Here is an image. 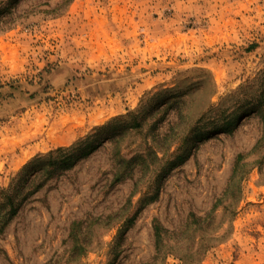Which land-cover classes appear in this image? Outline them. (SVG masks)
I'll use <instances>...</instances> for the list:
<instances>
[{"label": "rangeland", "instance_id": "rangeland-1", "mask_svg": "<svg viewBox=\"0 0 264 264\" xmlns=\"http://www.w3.org/2000/svg\"><path fill=\"white\" fill-rule=\"evenodd\" d=\"M0 190V264H264V0H0Z\"/></svg>", "mask_w": 264, "mask_h": 264}, {"label": "trees", "instance_id": "trees-1", "mask_svg": "<svg viewBox=\"0 0 264 264\" xmlns=\"http://www.w3.org/2000/svg\"><path fill=\"white\" fill-rule=\"evenodd\" d=\"M6 191L5 190H0V198L4 201H6L7 203L12 201V197L11 196H8L7 195V192L5 193ZM4 206V204H0V207ZM15 212V211H13ZM12 212V214H13ZM163 230L159 227V226H156L155 227V234H156V238H157V248L160 246L161 244V239H162V234H163Z\"/></svg>", "mask_w": 264, "mask_h": 264}]
</instances>
